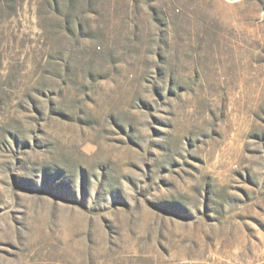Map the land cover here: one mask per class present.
Masks as SVG:
<instances>
[{
    "label": "rangeland",
    "instance_id": "rangeland-1",
    "mask_svg": "<svg viewBox=\"0 0 264 264\" xmlns=\"http://www.w3.org/2000/svg\"><path fill=\"white\" fill-rule=\"evenodd\" d=\"M0 264H264V0H0Z\"/></svg>",
    "mask_w": 264,
    "mask_h": 264
}]
</instances>
